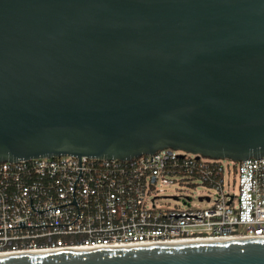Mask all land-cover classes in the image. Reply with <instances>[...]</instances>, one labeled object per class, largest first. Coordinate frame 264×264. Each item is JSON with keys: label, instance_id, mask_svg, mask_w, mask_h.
I'll use <instances>...</instances> for the list:
<instances>
[{"label": "water", "instance_id": "95a60500", "mask_svg": "<svg viewBox=\"0 0 264 264\" xmlns=\"http://www.w3.org/2000/svg\"><path fill=\"white\" fill-rule=\"evenodd\" d=\"M264 155V0H0V162ZM264 264V238L0 255Z\"/></svg>", "mask_w": 264, "mask_h": 264}, {"label": "built area", "instance_id": "2783aa9c", "mask_svg": "<svg viewBox=\"0 0 264 264\" xmlns=\"http://www.w3.org/2000/svg\"><path fill=\"white\" fill-rule=\"evenodd\" d=\"M258 238L264 155L233 161L163 148L129 160L0 162V255Z\"/></svg>", "mask_w": 264, "mask_h": 264}, {"label": "rangeland", "instance_id": "374dc122", "mask_svg": "<svg viewBox=\"0 0 264 264\" xmlns=\"http://www.w3.org/2000/svg\"><path fill=\"white\" fill-rule=\"evenodd\" d=\"M197 192H200V191H202L201 189H197L196 190ZM174 192H172L171 194H173ZM164 202H166V204H176L174 201H172V200H165Z\"/></svg>", "mask_w": 264, "mask_h": 264}, {"label": "bare ground", "instance_id": "6f19581e", "mask_svg": "<svg viewBox=\"0 0 264 264\" xmlns=\"http://www.w3.org/2000/svg\"><path fill=\"white\" fill-rule=\"evenodd\" d=\"M196 241H206V240H186V241H179V242H196ZM74 250V249H70Z\"/></svg>", "mask_w": 264, "mask_h": 264}]
</instances>
